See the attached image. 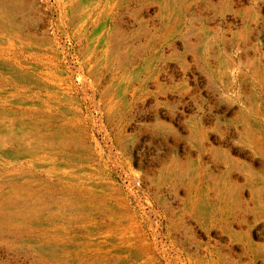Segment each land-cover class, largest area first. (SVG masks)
Listing matches in <instances>:
<instances>
[{"label": "rangeland", "instance_id": "rangeland-1", "mask_svg": "<svg viewBox=\"0 0 264 264\" xmlns=\"http://www.w3.org/2000/svg\"><path fill=\"white\" fill-rule=\"evenodd\" d=\"M0 264H264V0H0Z\"/></svg>", "mask_w": 264, "mask_h": 264}, {"label": "crops", "instance_id": "crops-1", "mask_svg": "<svg viewBox=\"0 0 264 264\" xmlns=\"http://www.w3.org/2000/svg\"><path fill=\"white\" fill-rule=\"evenodd\" d=\"M196 67V66H195Z\"/></svg>", "mask_w": 264, "mask_h": 264}]
</instances>
